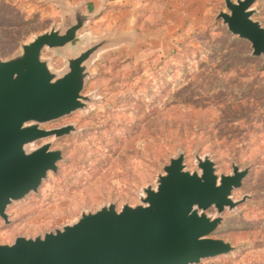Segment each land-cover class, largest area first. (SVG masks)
Returning <instances> with one entry per match:
<instances>
[{
  "label": "rangeland",
  "instance_id": "1",
  "mask_svg": "<svg viewBox=\"0 0 264 264\" xmlns=\"http://www.w3.org/2000/svg\"><path fill=\"white\" fill-rule=\"evenodd\" d=\"M70 8L95 17L69 48L113 41L91 61L87 108L42 126L76 130L31 146L52 141L63 160L38 193L8 208V223L0 218V243L60 230L111 203L139 205L183 152L190 172L200 173L197 155L210 156L218 175L250 169L233 193L245 202L225 211L214 235L234 251L200 264H264V59L217 20L224 0H0V58L72 25ZM252 9L264 26V0ZM63 53L45 49L42 58L63 73Z\"/></svg>",
  "mask_w": 264,
  "mask_h": 264
},
{
  "label": "water",
  "instance_id": "2",
  "mask_svg": "<svg viewBox=\"0 0 264 264\" xmlns=\"http://www.w3.org/2000/svg\"><path fill=\"white\" fill-rule=\"evenodd\" d=\"M221 11L229 32L251 44L252 55L264 59V26L253 19L257 0H224ZM75 22L51 28L23 43L13 57L0 58V218L9 222L8 208L38 193L49 173H57L63 152L48 141L74 132V125L47 130L87 108L83 95L94 57L112 42L105 39L77 52L70 47L86 22L95 15L70 8ZM45 49L63 50L66 70L57 73L42 58ZM199 172L186 169L185 154L170 159L156 188L144 189L141 204L113 203L83 212L60 230L34 238L18 237L0 243V264H200L228 255L233 245L214 237L223 214L245 202L233 199L250 169L233 164L232 173L218 175L210 156H196ZM216 216L208 215L210 210Z\"/></svg>",
  "mask_w": 264,
  "mask_h": 264
}]
</instances>
